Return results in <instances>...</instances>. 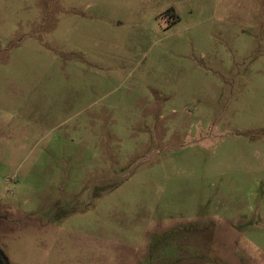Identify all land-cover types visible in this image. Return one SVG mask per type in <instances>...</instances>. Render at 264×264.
<instances>
[{"label": "rangeland", "instance_id": "1", "mask_svg": "<svg viewBox=\"0 0 264 264\" xmlns=\"http://www.w3.org/2000/svg\"><path fill=\"white\" fill-rule=\"evenodd\" d=\"M11 264H264V0H0Z\"/></svg>", "mask_w": 264, "mask_h": 264}, {"label": "trees", "instance_id": "2", "mask_svg": "<svg viewBox=\"0 0 264 264\" xmlns=\"http://www.w3.org/2000/svg\"><path fill=\"white\" fill-rule=\"evenodd\" d=\"M0 264H11L1 248H0Z\"/></svg>", "mask_w": 264, "mask_h": 264}]
</instances>
